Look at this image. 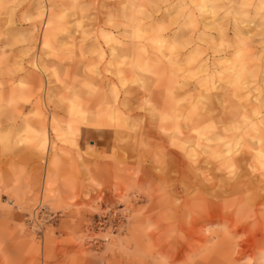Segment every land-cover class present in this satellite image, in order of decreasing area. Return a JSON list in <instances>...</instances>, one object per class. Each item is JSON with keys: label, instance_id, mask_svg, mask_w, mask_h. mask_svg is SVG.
I'll use <instances>...</instances> for the list:
<instances>
[{"label": "rangeland", "instance_id": "1", "mask_svg": "<svg viewBox=\"0 0 264 264\" xmlns=\"http://www.w3.org/2000/svg\"><path fill=\"white\" fill-rule=\"evenodd\" d=\"M0 264H264V0H0Z\"/></svg>", "mask_w": 264, "mask_h": 264}]
</instances>
